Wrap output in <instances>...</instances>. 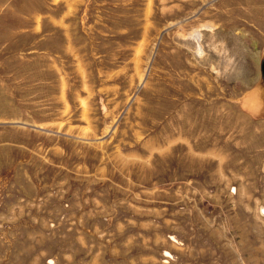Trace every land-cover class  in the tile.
I'll return each mask as SVG.
<instances>
[{
	"label": "rangeland",
	"instance_id": "obj_1",
	"mask_svg": "<svg viewBox=\"0 0 264 264\" xmlns=\"http://www.w3.org/2000/svg\"><path fill=\"white\" fill-rule=\"evenodd\" d=\"M263 54L264 0H0V264H264Z\"/></svg>",
	"mask_w": 264,
	"mask_h": 264
},
{
	"label": "water",
	"instance_id": "obj_2",
	"mask_svg": "<svg viewBox=\"0 0 264 264\" xmlns=\"http://www.w3.org/2000/svg\"><path fill=\"white\" fill-rule=\"evenodd\" d=\"M259 97L261 100L259 113L264 114V54L260 60Z\"/></svg>",
	"mask_w": 264,
	"mask_h": 264
},
{
	"label": "bare ground",
	"instance_id": "obj_3",
	"mask_svg": "<svg viewBox=\"0 0 264 264\" xmlns=\"http://www.w3.org/2000/svg\"><path fill=\"white\" fill-rule=\"evenodd\" d=\"M200 37H201V35L199 34V32H197V34L195 35L196 41H200ZM199 48H200V46H199Z\"/></svg>",
	"mask_w": 264,
	"mask_h": 264
}]
</instances>
